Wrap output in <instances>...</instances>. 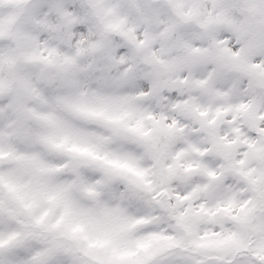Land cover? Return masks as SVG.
Masks as SVG:
<instances>
[{
	"label": "snow or ice",
	"instance_id": "obj_1",
	"mask_svg": "<svg viewBox=\"0 0 264 264\" xmlns=\"http://www.w3.org/2000/svg\"><path fill=\"white\" fill-rule=\"evenodd\" d=\"M0 264H264V0H0Z\"/></svg>",
	"mask_w": 264,
	"mask_h": 264
}]
</instances>
